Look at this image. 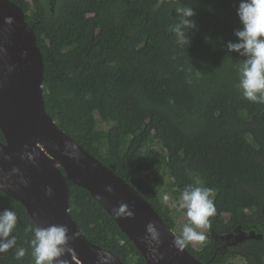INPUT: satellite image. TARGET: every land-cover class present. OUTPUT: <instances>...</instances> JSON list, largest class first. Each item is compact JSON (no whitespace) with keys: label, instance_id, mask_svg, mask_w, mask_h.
<instances>
[{"label":"trees","instance_id":"obj_1","mask_svg":"<svg viewBox=\"0 0 264 264\" xmlns=\"http://www.w3.org/2000/svg\"><path fill=\"white\" fill-rule=\"evenodd\" d=\"M12 1L35 31L45 108L57 125L174 229L185 210L163 201L166 180L178 202L188 185L211 188L209 240L185 245L203 264H264V104L243 98L238 70L246 58L226 48L242 27L239 0ZM184 5L194 8L197 25L188 47L172 32L175 9ZM68 183L71 215L87 239L125 264H147L91 192ZM5 209L17 215V243L0 253V264H34L29 229L36 226L22 203L0 190ZM240 230L263 237L233 246L215 239ZM19 247L26 249L21 259Z\"/></svg>","mask_w":264,"mask_h":264},{"label":"water","instance_id":"obj_2","mask_svg":"<svg viewBox=\"0 0 264 264\" xmlns=\"http://www.w3.org/2000/svg\"><path fill=\"white\" fill-rule=\"evenodd\" d=\"M0 128L5 137L0 141V190L22 203L36 227L55 224L69 229L67 247L57 264H125L81 232L70 212L68 179L91 192L147 264H203L186 246L174 244L178 234L143 195L77 143L46 111L42 52L25 11L12 0H0ZM14 168L19 171L14 173ZM49 186L51 196L45 194ZM149 223L155 225L158 238L147 232ZM262 237L240 230L215 239H232L236 245Z\"/></svg>","mask_w":264,"mask_h":264},{"label":"clouds","instance_id":"obj_3","mask_svg":"<svg viewBox=\"0 0 264 264\" xmlns=\"http://www.w3.org/2000/svg\"><path fill=\"white\" fill-rule=\"evenodd\" d=\"M160 3L163 0H159ZM159 6V3L158 5ZM175 11L179 14L178 22L172 26V32L179 46L190 45L188 33L194 29L196 21L194 8L191 5L177 7ZM237 15L241 28L234 31L236 42L229 41L226 44L227 50L239 53L245 57L242 66L239 68L238 89L242 92L244 99L264 104V0H239ZM31 158L30 153H25ZM18 169H13L17 173ZM21 183L27 185V180L21 177ZM109 191L111 188L109 187ZM51 196L52 188L49 186L45 192ZM213 191L208 187L188 185L182 191L178 210H185L188 223L184 225L182 234L174 240L178 248L186 244L204 240V235L196 229L209 226V218L215 214V206L211 198ZM169 196L163 195V201L168 202ZM131 214V213H130ZM17 224V215L10 209L0 212V253L7 252L16 246V237L13 230ZM34 232L30 241L34 264H57V259L64 253L69 236V229L65 225H50L48 227H35L29 229ZM147 232L158 238V232L154 224L149 223ZM26 249H16V258L25 256Z\"/></svg>","mask_w":264,"mask_h":264},{"label":"rangeland","instance_id":"obj_4","mask_svg":"<svg viewBox=\"0 0 264 264\" xmlns=\"http://www.w3.org/2000/svg\"><path fill=\"white\" fill-rule=\"evenodd\" d=\"M104 125V124H103ZM104 127H107L106 125H104ZM170 180L167 179L165 184L163 185L162 187V195L164 194H167L168 196L170 195L169 194V191L167 192L166 188H167V183L169 182ZM171 208H174L176 206V204L178 203L177 200L175 199H170L168 200V202H166ZM188 223V217L186 216V212L184 211H181L177 214L176 216V228L174 229L176 231L177 234H182V229L184 227L185 224ZM198 232H201L203 233L204 235V240L202 241H196V242H191L195 247H200L202 246L205 242H207L209 240V234H208V231L207 229L204 227V228H199V229H196ZM233 263L234 264H246L245 260H243L242 258H236L233 260Z\"/></svg>","mask_w":264,"mask_h":264},{"label":"flooded vegetation","instance_id":"obj_5","mask_svg":"<svg viewBox=\"0 0 264 264\" xmlns=\"http://www.w3.org/2000/svg\"><path fill=\"white\" fill-rule=\"evenodd\" d=\"M238 236H235L234 237V239H236ZM216 241H219V243H221V242H226L227 244H229V245H231V246H233L231 243H232V239H228V240H220V238H218V240H216Z\"/></svg>","mask_w":264,"mask_h":264}]
</instances>
